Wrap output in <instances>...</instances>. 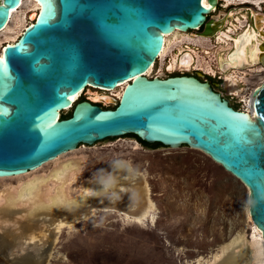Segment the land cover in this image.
<instances>
[{"label":"water","instance_id":"95a60500","mask_svg":"<svg viewBox=\"0 0 264 264\" xmlns=\"http://www.w3.org/2000/svg\"><path fill=\"white\" fill-rule=\"evenodd\" d=\"M35 1V20L0 53V177L125 135L187 146L247 188L248 212L264 245V82L253 91L251 117L207 80L144 75L164 35L203 27L199 35L212 37L216 27L207 15L218 1L207 0L209 7L202 0ZM19 4L0 0V30ZM118 84L124 86L113 109L88 99L71 102L86 87ZM66 108L70 116L61 119Z\"/></svg>","mask_w":264,"mask_h":264},{"label":"rangeland","instance_id":"374dc122","mask_svg":"<svg viewBox=\"0 0 264 264\" xmlns=\"http://www.w3.org/2000/svg\"><path fill=\"white\" fill-rule=\"evenodd\" d=\"M250 10L254 12L249 7L230 11L229 7L220 4L207 16L221 18L225 14L229 15L230 22L226 19L219 25L222 30H226L232 26L231 22L236 16H246ZM261 11L264 13V9ZM20 15L19 9L14 13V18ZM30 20L31 16L30 19L25 16L19 28L23 29ZM198 30L184 34L191 40L207 38L208 41L204 40V46H195L193 41L188 39L185 46L180 48L188 46L196 50L198 62L209 64L216 70V74L205 73L196 69L195 65H191L188 70L167 71L166 61L170 54L176 52L175 49L161 63L156 60L150 77L158 72L161 73L159 78L179 73L196 75L202 80L212 82L215 91L236 109L241 110L242 95H249L264 80V64L258 63L262 67L259 73L247 72L245 83L238 82L235 86H229L222 77L223 72L217 71L216 66V56H223L229 47L219 46L221 43L218 44L211 37H200ZM9 33L11 31H0V46H5V36ZM204 47L207 49H203ZM205 50H208L207 53ZM239 71L238 69L236 73ZM92 91L94 90L88 93L85 90L78 100L91 99L97 102V99L90 95ZM102 103L101 106L114 107L117 100ZM68 113H71V109L61 112V115ZM59 156L60 160L76 159L79 166L75 179L65 187L71 199L80 195L79 184L82 180L108 177L113 168H131L135 174L146 180L148 195L153 204V213L151 211L150 214L153 218L130 222L114 210H98L86 220L61 228L57 242L50 248L46 264H209L212 255L220 251L222 246L229 244L232 238H248L251 224L247 216V188L197 149L187 146L168 148L157 144L145 146L133 136L125 135L105 139L91 146L80 145ZM44 164L46 165L38 167H41L38 171L21 179H0V189L15 185L18 181L29 180L36 174L47 173L52 163L47 161ZM139 176L134 182L140 180ZM111 189L101 190L100 199L96 198V193L86 196L82 204L85 208H91L92 204L95 207L99 204L111 205L121 202L123 192L120 188H115L114 193ZM37 238L34 241L39 243ZM251 256L249 255L248 264H252ZM9 258L11 259L10 256Z\"/></svg>","mask_w":264,"mask_h":264},{"label":"bare ground","instance_id":"6f19581e","mask_svg":"<svg viewBox=\"0 0 264 264\" xmlns=\"http://www.w3.org/2000/svg\"><path fill=\"white\" fill-rule=\"evenodd\" d=\"M222 1L225 7L247 3L252 5L256 11L264 9V0ZM201 2L205 7H209L207 0H202ZM19 9L21 15L15 19L14 13ZM38 9L39 6L35 0H20L19 6L10 11L7 24L0 30L1 32L11 31L5 36V39H7L6 44L13 43L18 39L27 25L35 20ZM215 9L212 8L210 11ZM253 11L252 15L254 20H256L255 25L258 31L254 30L250 22L248 23V19L244 14L238 15L242 16V18L234 16L235 19L231 22L232 26L227 27L226 30H218L219 21L213 22L216 27V33L213 35L215 36L214 41L218 44L221 43L219 46L229 47L223 56L220 54L216 56L217 71L223 72L222 77L229 83V86H235L238 82L245 83L247 72L259 73L262 71V67L258 63L264 64V33L260 30L264 28V13ZM232 12H238V10H232ZM25 16H29V19L31 16L32 20L25 24L23 29H20L19 27L22 25ZM13 21L14 25L11 26ZM184 33L175 30L171 34L164 35V44L156 59L157 62L161 63L176 49V52L170 54L166 61L167 71L173 69L188 70L191 65H195L198 70H203L208 74H216V70L209 64L203 65L198 62L196 50L188 46L184 49L180 48V46H185L189 40L193 41L195 46H204L205 41H208L206 40L207 38L191 40L186 38ZM260 34H262L263 39L261 37L262 40L258 42L257 39ZM2 47L0 46V53ZM203 49L207 48L204 47ZM206 51L208 50H205V53H207ZM154 65L155 63L145 72L144 75L146 77L150 78ZM238 69L240 71L236 73ZM160 74L158 72L156 77L160 76ZM263 82L264 80L261 81V83ZM123 86L124 84H118L115 89L111 90H98L86 87L82 92L72 96L70 99L73 104L85 90L88 93L94 90L90 93L94 99L114 102L120 97ZM256 88L249 95H242L243 99H241L243 101L241 110L247 112L251 117L254 116L252 101L253 91ZM67 109L70 108L65 110ZM60 157L58 156L48 161V163H52V167L47 173L36 174L31 176L29 180L18 181L15 185H7L0 189V264H46L50 248L57 242L61 228L86 220L98 210H114L130 222H140L145 218H153L150 215L153 210V204L148 195L146 180L144 177L135 174L131 168H123L121 170L113 168L108 177H96L88 181L82 180L79 184L80 195L78 198L71 199L65 187L75 179L79 166L76 159L65 158L60 160ZM40 168L37 167L14 176L0 177V179H21L23 176L36 172ZM138 176L140 180H137L138 182L136 183L134 180ZM102 180L107 181V186L101 184L100 181ZM104 188H112L113 193L115 188H120L123 192L121 202L118 201L111 205L99 204L95 207L92 204L91 208H85L82 204L85 201V197L96 193V198L100 199V192ZM100 201L98 200V202ZM247 216L251 224L248 238L240 236L232 238L229 244L222 246L220 251L212 255L209 264H248L249 255L253 256H251L253 261L250 263L264 264V245L261 234L250 218L248 207ZM36 238L39 243L34 241ZM9 256L11 259H8ZM15 257L19 258V260L16 261L17 258L14 259Z\"/></svg>","mask_w":264,"mask_h":264},{"label":"flooded vegetation","instance_id":"af4514ba","mask_svg":"<svg viewBox=\"0 0 264 264\" xmlns=\"http://www.w3.org/2000/svg\"><path fill=\"white\" fill-rule=\"evenodd\" d=\"M218 2H217V7H219V5L220 4H222V0H217ZM216 7V8H217ZM230 8V11H231V9H235V8H241V7H245V8H247V7H249V8H252L253 10H255V12H259V13H263L261 10H259L258 9V11H256V9H254V7H252V5H249V4H244V5H231V6H227V8ZM229 12V11H228ZM227 12V13H228ZM230 13H232V12H230ZM259 16V15H258ZM246 17H247V19H248V23L250 22L251 23V26L254 28V30L255 31H258V29H257V27H256V25H255V23H256V20H254V16L252 15V12H251V10H250V13L248 12L247 14H246ZM228 18H230L229 17V15H224V17H221V18H213V17H211V16H207V19H209V20H213V22L214 21H219V23H218V27H219V25L221 24V23H223L226 19H227V21H228ZM232 19V18H231ZM222 21V22H221ZM226 21V22H227ZM215 27V26H214ZM198 30V29H197ZM202 30H203V27H201V28H199V30L197 31V34L199 35L201 32H202ZM218 30H222V28H218ZM261 30V32H263L264 33V28H261L260 29ZM215 33H216V31H215ZM262 34H260L259 36H258V39H257V41L258 42H260L262 39H263V37L261 36ZM261 37H262V39H261ZM213 40H214V38H215V36H212L211 37ZM180 74H184V73H179V74H172V75H169V76H173V75H180ZM186 75H188V74H186ZM156 76V75H155ZM192 76H194V77H196V78H198L199 80H201L202 81V79H200L198 76H196V75H192ZM159 77V76H158ZM208 83L210 84V86H211V88L213 89V90H215L214 89V87H213V85H212V82H210V81H208ZM81 100H83V99H81ZM88 100H90V101H93V100H91V99H88ZM227 100V99H226ZM103 101L102 100H97V102H94L93 101V103H95V104H98V105H102L103 103H102ZM227 102H228V104L230 105V106H232L233 108H235L228 100H227ZM102 103V104H101ZM236 109V108H235Z\"/></svg>","mask_w":264,"mask_h":264},{"label":"trees","instance_id":"16d2710c","mask_svg":"<svg viewBox=\"0 0 264 264\" xmlns=\"http://www.w3.org/2000/svg\"><path fill=\"white\" fill-rule=\"evenodd\" d=\"M102 108H111V109H113L114 107H106V106H101ZM70 116V113H68V114H62L61 116H60V118L61 119H65V118H68ZM131 136H133L134 138H135V140H137L140 144H142V145H145V146H148L149 144H147V143H145L144 141H142V140H140L138 137H136V136H134V135H131ZM157 145H159V146H161L160 144H158L157 143Z\"/></svg>","mask_w":264,"mask_h":264},{"label":"clouds","instance_id":"9594fccd","mask_svg":"<svg viewBox=\"0 0 264 264\" xmlns=\"http://www.w3.org/2000/svg\"><path fill=\"white\" fill-rule=\"evenodd\" d=\"M100 182H101L102 185L107 186V181L106 180H102Z\"/></svg>","mask_w":264,"mask_h":264}]
</instances>
